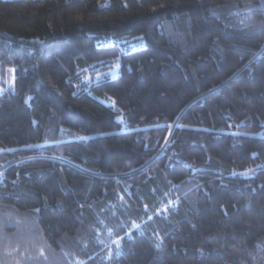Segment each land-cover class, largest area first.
Listing matches in <instances>:
<instances>
[{"label":"trees","instance_id":"16d2710c","mask_svg":"<svg viewBox=\"0 0 264 264\" xmlns=\"http://www.w3.org/2000/svg\"><path fill=\"white\" fill-rule=\"evenodd\" d=\"M257 25L264 0H0V264H264Z\"/></svg>","mask_w":264,"mask_h":264},{"label":"snow or ice","instance_id":"6c2138e0","mask_svg":"<svg viewBox=\"0 0 264 264\" xmlns=\"http://www.w3.org/2000/svg\"><path fill=\"white\" fill-rule=\"evenodd\" d=\"M252 11V6H246V8L244 9L243 13L240 12V11H236L233 13V15H237V16H240V15H243L244 19L241 20V24L242 26H247V24H250L252 23V20H251V16H250V13ZM257 27H264V25H257ZM2 91V90H0ZM248 171H251V170H248ZM243 174H247L246 173H243ZM172 205V201H169L168 203V206H165V211H167V208L170 207ZM133 228H135L137 231L140 230V225L138 224H133ZM126 236L128 239H131V230H129L128 233H126ZM125 237L124 236H121V237H118L117 239L113 240L112 241V245L114 246V250L112 247L109 248V252H108V255L105 257L106 260H110L113 256H120L122 254V241ZM160 245L157 244V247H159ZM82 264V262H81Z\"/></svg>","mask_w":264,"mask_h":264},{"label":"rangeland","instance_id":"374dc122","mask_svg":"<svg viewBox=\"0 0 264 264\" xmlns=\"http://www.w3.org/2000/svg\"><path fill=\"white\" fill-rule=\"evenodd\" d=\"M145 42L141 40V38H136L134 42H129L125 44V48L129 51H136L138 49L144 48ZM108 77L115 79L119 76V63L116 62L115 66L110 69L108 72L104 73ZM15 89V75L14 70L10 69L7 72L6 82H5V90L7 91H14ZM0 95L3 92V89L0 87Z\"/></svg>","mask_w":264,"mask_h":264}]
</instances>
